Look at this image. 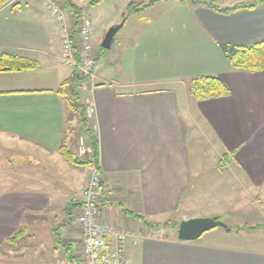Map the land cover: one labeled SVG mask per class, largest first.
Returning <instances> with one entry per match:
<instances>
[{"label":"crops","instance_id":"obj_1","mask_svg":"<svg viewBox=\"0 0 264 264\" xmlns=\"http://www.w3.org/2000/svg\"><path fill=\"white\" fill-rule=\"evenodd\" d=\"M155 1L124 22L110 62L115 69L99 68L93 49L95 77L80 88L99 143L101 216L131 233L127 264H264V71L233 70L221 50L264 41V4L221 13ZM194 1L224 9L254 0ZM61 39L60 24L40 0H9L0 10V57L40 64L0 72V247L37 217L58 222V234L79 229L92 166H73L59 151L77 123L58 94L72 74ZM200 76L221 79L230 95L194 100L189 83ZM207 201V210L191 212ZM69 205L76 206L73 216ZM228 214L230 231L177 238L182 221ZM68 241L72 250L61 252L71 264L76 239Z\"/></svg>","mask_w":264,"mask_h":264},{"label":"trees","instance_id":"obj_2","mask_svg":"<svg viewBox=\"0 0 264 264\" xmlns=\"http://www.w3.org/2000/svg\"><path fill=\"white\" fill-rule=\"evenodd\" d=\"M63 3L66 8L72 11L75 14V24L74 29L78 27V23L81 19V13L84 9L78 8L70 0H57ZM179 2H190L192 4L204 5L206 8L218 11L221 13H232L241 10H253L257 7L264 4V0H254L250 3L237 4L231 8H220L217 3L214 1L208 3H202L194 0H177ZM9 0H0V10L8 4ZM99 0H94L92 4L98 3ZM153 2L150 4H138L132 8V14H139L145 9L149 8ZM140 6V7H139ZM142 6V7H141ZM75 40V37L72 36ZM222 53L224 57L229 61L233 70L237 71H247V72H261L264 71V41L255 43L252 45L245 46H231V45H222ZM40 66L39 62L36 60L12 56L4 54L0 57V72H24L35 70ZM82 79L78 76L76 69H72L71 76L63 81L58 89V94L64 99L67 103L68 108L72 116L77 117L81 124V131L86 138L87 145L92 149V154L87 155L85 158H80L77 153L72 152L68 147L61 146L59 151L63 159L69 164L77 167L85 166H98L99 161V143L94 124L91 122L90 117L87 114V104L83 103L82 96L80 92V85ZM189 92L191 97L196 101H206L211 99L225 98L230 95V88L228 85L217 77L212 76H200L193 78L189 83ZM231 154V153H229ZM229 154L224 155V159L228 157ZM82 206V204H81ZM75 205H69L66 207L65 212L68 213V216H71L75 210ZM73 216V215H72ZM146 226H152L147 222L143 217H139ZM72 220V217H71ZM163 226H167L163 225ZM158 225L156 227H163ZM155 227V226H154ZM178 230V228L176 227ZM251 230L256 228H249ZM60 229H56L55 233V242L60 250L69 252L72 250L70 243H67L63 238L60 237V234L57 232ZM27 235L25 228L20 229L15 233L11 238L7 240V244L10 246H16L21 239ZM75 258H70L69 261L72 264V260Z\"/></svg>","mask_w":264,"mask_h":264},{"label":"built area","instance_id":"obj_3","mask_svg":"<svg viewBox=\"0 0 264 264\" xmlns=\"http://www.w3.org/2000/svg\"><path fill=\"white\" fill-rule=\"evenodd\" d=\"M50 15L61 26L62 60L76 69L82 79V85L95 77L96 61L93 52V27L90 15L83 10L76 30L77 39L72 37L67 19L74 18L72 11H65V6L57 0H40ZM89 117L93 108H87ZM78 154L81 158L92 154V149L84 140L80 141ZM102 176L97 166L91 167L89 180L82 189V206L76 217L82 236V254L80 264H127L125 254L131 233L127 230L107 224L100 209Z\"/></svg>","mask_w":264,"mask_h":264},{"label":"rangeland","instance_id":"obj_4","mask_svg":"<svg viewBox=\"0 0 264 264\" xmlns=\"http://www.w3.org/2000/svg\"><path fill=\"white\" fill-rule=\"evenodd\" d=\"M93 1L94 0H71L72 3L87 10L90 15L93 27L92 44L95 51L94 54L98 57L97 60L99 61V68L103 66L104 68L113 70L117 67V63L110 64V62L113 61L112 55L116 46L119 44V41L123 39L126 28L125 30L124 28L123 30L121 28L114 37L112 48L110 50L103 49L101 46L105 35L111 28L118 27L120 25L123 27L124 22L127 20L130 22L131 19H136V14L131 13L133 7L138 4H150L153 0H99L98 3L92 4ZM71 21H73V19ZM102 53L104 56L99 55ZM76 122L77 123L73 128L74 138L68 145L69 149L75 153L77 151L76 145L80 142L81 136H84L81 131V124L77 117ZM84 141L86 142V138ZM208 204L212 203L207 201L203 203L201 208H193L191 212H196V210L203 212L209 208ZM250 211L254 215V208H250ZM218 220L228 226L233 223L234 219L228 214ZM32 222H34V226L26 229L27 236L20 240L16 246L6 245L4 247H0V264H68L67 259L63 256V253L55 242L54 234L59 223L44 217L34 218L31 220V223ZM213 231H218L219 233L220 231H224V229L219 227L213 229ZM59 233L61 238L66 239V242H70L68 241L69 237L76 239V241H74L75 251H73V254L77 264H80L82 254V236L80 234V230L77 228L71 231H60Z\"/></svg>","mask_w":264,"mask_h":264},{"label":"water","instance_id":"obj_5","mask_svg":"<svg viewBox=\"0 0 264 264\" xmlns=\"http://www.w3.org/2000/svg\"><path fill=\"white\" fill-rule=\"evenodd\" d=\"M121 28L122 25L113 27L107 32L101 45L103 49L110 50L113 39ZM219 227L230 231V229L217 218H195L185 220L182 221L178 227L177 238L179 241L183 242L197 241L205 233Z\"/></svg>","mask_w":264,"mask_h":264}]
</instances>
